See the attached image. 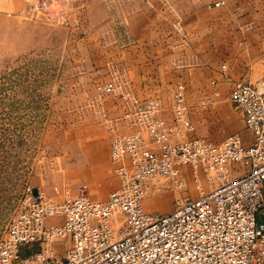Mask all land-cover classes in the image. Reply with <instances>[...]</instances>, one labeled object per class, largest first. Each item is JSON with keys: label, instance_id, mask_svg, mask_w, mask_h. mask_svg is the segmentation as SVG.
<instances>
[{"label": "rangeland", "instance_id": "obj_1", "mask_svg": "<svg viewBox=\"0 0 264 264\" xmlns=\"http://www.w3.org/2000/svg\"><path fill=\"white\" fill-rule=\"evenodd\" d=\"M49 1L40 11L28 0H0V238L25 185L49 194L57 187L58 201L80 186L94 200L108 199L119 186L112 139L131 131L120 118L133 99L159 100L171 121L174 91L184 84L194 127L184 139L238 135L252 144L225 73H242L244 58L255 57L264 0ZM248 68L258 76L254 58ZM114 105L117 114L108 109ZM182 171L183 187L172 178L151 182L145 211L169 213L177 199L215 189V174L196 180L190 168Z\"/></svg>", "mask_w": 264, "mask_h": 264}, {"label": "built area", "instance_id": "obj_2", "mask_svg": "<svg viewBox=\"0 0 264 264\" xmlns=\"http://www.w3.org/2000/svg\"><path fill=\"white\" fill-rule=\"evenodd\" d=\"M28 1L40 11L50 3ZM230 98L253 135L250 146L238 135L221 143L184 139L194 130L184 84L174 91L171 121L159 100L133 99L120 118L131 131H117L111 144L119 186L106 201L83 186L58 201L57 187L49 194L25 185L0 238V264H264V76L261 86L235 81ZM185 167L196 180L215 174V189L177 199L169 213L145 211L151 182L172 178L183 187ZM35 244L39 250L23 257Z\"/></svg>", "mask_w": 264, "mask_h": 264}, {"label": "crops", "instance_id": "obj_3", "mask_svg": "<svg viewBox=\"0 0 264 264\" xmlns=\"http://www.w3.org/2000/svg\"><path fill=\"white\" fill-rule=\"evenodd\" d=\"M255 57H245L244 60L246 61V63H244L243 65V72L242 73H237V74H230L225 73V77L227 78L228 81L232 82V87L235 81H239L242 80L246 83H252V84H256V85H263V76H264V38H262V43L260 45H258V48L255 50V52H253V54ZM250 58H254V60L256 62H258V64L260 65V69H259V73L258 76H256L255 78H251L250 74H249V59ZM112 108V112L114 114H117V112H120V108H118L117 105H114L113 107H109L108 109Z\"/></svg>", "mask_w": 264, "mask_h": 264}, {"label": "trees", "instance_id": "obj_4", "mask_svg": "<svg viewBox=\"0 0 264 264\" xmlns=\"http://www.w3.org/2000/svg\"><path fill=\"white\" fill-rule=\"evenodd\" d=\"M26 247H27V246H26ZM24 248H25V247H24ZM24 248H23V250H22V255H24V254H23ZM24 256H26V255H24Z\"/></svg>", "mask_w": 264, "mask_h": 264}]
</instances>
